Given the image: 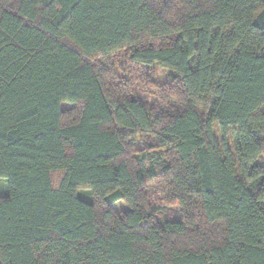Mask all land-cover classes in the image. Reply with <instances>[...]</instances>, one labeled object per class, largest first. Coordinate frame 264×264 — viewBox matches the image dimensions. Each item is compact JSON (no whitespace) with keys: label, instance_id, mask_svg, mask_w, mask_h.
<instances>
[{"label":"trees","instance_id":"1","mask_svg":"<svg viewBox=\"0 0 264 264\" xmlns=\"http://www.w3.org/2000/svg\"><path fill=\"white\" fill-rule=\"evenodd\" d=\"M0 264H264V0H0Z\"/></svg>","mask_w":264,"mask_h":264},{"label":"rangeland","instance_id":"2","mask_svg":"<svg viewBox=\"0 0 264 264\" xmlns=\"http://www.w3.org/2000/svg\"><path fill=\"white\" fill-rule=\"evenodd\" d=\"M107 71L110 69L113 78H127L128 85L131 91H134L142 101H144L150 108L157 107L165 101L162 99L163 89L166 85L170 84V78L168 76L167 70L157 69L154 71L153 75L142 74L140 70L137 71L128 61L125 54L118 53L112 57L109 61V66L106 67ZM111 74H108V79ZM120 78V79H121ZM154 79V80H152ZM110 80H112L110 78ZM200 115H203L204 110L198 109ZM142 150L140 153L144 155L145 168H152L155 177L150 178L148 182V190L153 193V199L157 202L166 203L167 196L165 191V183L163 181L162 173V163L159 159L150 156V152L145 150V147L141 146ZM88 190H80L79 194L86 200H91ZM112 208L115 212H122L127 210V206L121 202L117 201L112 204ZM169 208H172L171 206ZM168 208V209H169ZM163 211L158 212L157 218L162 222L165 218H170L167 208H163ZM166 210V211H165Z\"/></svg>","mask_w":264,"mask_h":264}]
</instances>
